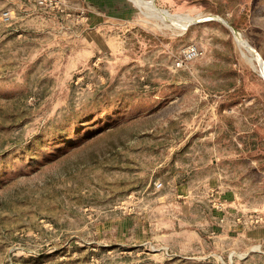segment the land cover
Here are the masks:
<instances>
[{"label": "rangeland", "instance_id": "rangeland-1", "mask_svg": "<svg viewBox=\"0 0 264 264\" xmlns=\"http://www.w3.org/2000/svg\"><path fill=\"white\" fill-rule=\"evenodd\" d=\"M0 264H264V0H0Z\"/></svg>", "mask_w": 264, "mask_h": 264}, {"label": "built area", "instance_id": "built-area-1", "mask_svg": "<svg viewBox=\"0 0 264 264\" xmlns=\"http://www.w3.org/2000/svg\"><path fill=\"white\" fill-rule=\"evenodd\" d=\"M3 18L5 21H8L10 19L9 13H4ZM201 55H202L201 49L196 45H191L183 51L182 58L177 61L176 66L182 67L184 63L192 62L198 59Z\"/></svg>", "mask_w": 264, "mask_h": 264}, {"label": "water", "instance_id": "water-1", "mask_svg": "<svg viewBox=\"0 0 264 264\" xmlns=\"http://www.w3.org/2000/svg\"><path fill=\"white\" fill-rule=\"evenodd\" d=\"M153 2L155 3V0H153ZM204 20V19H203ZM202 19H196V20H193V21H191L190 22V24L188 25V27L189 26H191V25H193V24H196V23H199V22H201V21H203ZM223 23L225 24V25H227L228 27H230L231 28V26H229V24L227 23V21H225V20H223ZM187 27V28H188ZM186 28V29H187ZM232 29V31L234 32V33H236V31L233 29V28H231Z\"/></svg>", "mask_w": 264, "mask_h": 264}, {"label": "bare ground", "instance_id": "bare-ground-1", "mask_svg": "<svg viewBox=\"0 0 264 264\" xmlns=\"http://www.w3.org/2000/svg\"><path fill=\"white\" fill-rule=\"evenodd\" d=\"M160 12H162V15L163 16H169L170 14L169 13H167V12H163V11H160ZM196 20V19H195ZM206 20V19H205ZM219 20H221L222 22H223V19L222 18H219ZM188 23V25L190 24V22H186V24ZM188 27V26H187Z\"/></svg>", "mask_w": 264, "mask_h": 264}]
</instances>
